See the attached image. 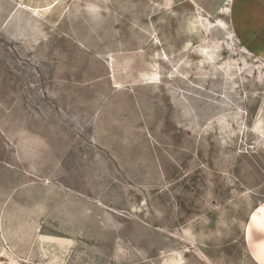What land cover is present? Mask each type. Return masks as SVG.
I'll use <instances>...</instances> for the list:
<instances>
[{
    "label": "rangeland",
    "instance_id": "rangeland-1",
    "mask_svg": "<svg viewBox=\"0 0 264 264\" xmlns=\"http://www.w3.org/2000/svg\"><path fill=\"white\" fill-rule=\"evenodd\" d=\"M0 264H264V0H0Z\"/></svg>",
    "mask_w": 264,
    "mask_h": 264
}]
</instances>
